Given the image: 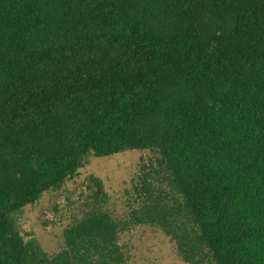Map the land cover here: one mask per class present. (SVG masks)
<instances>
[{
	"label": "trees",
	"instance_id": "obj_1",
	"mask_svg": "<svg viewBox=\"0 0 264 264\" xmlns=\"http://www.w3.org/2000/svg\"><path fill=\"white\" fill-rule=\"evenodd\" d=\"M127 150L156 164L126 220L92 175L61 251L24 239L25 206ZM140 224L188 263L264 264V0H0V264H125Z\"/></svg>",
	"mask_w": 264,
	"mask_h": 264
},
{
	"label": "rangeland",
	"instance_id": "obj_2",
	"mask_svg": "<svg viewBox=\"0 0 264 264\" xmlns=\"http://www.w3.org/2000/svg\"><path fill=\"white\" fill-rule=\"evenodd\" d=\"M151 163L156 164V159L149 150L88 157L73 179L66 180L60 189L43 193L35 204L24 207L17 215L20 233L26 241L34 239L48 255L61 251L64 248V228L92 208V175L101 179L107 193L104 210L117 221L126 220L130 211L141 204L142 197L136 186L140 188L139 177L143 171L149 170ZM153 176L156 183L169 191L164 182L161 183L155 174ZM119 243L127 256L125 264H215L207 251L197 256L199 262H186L175 241L159 227L149 224L133 225L120 232Z\"/></svg>",
	"mask_w": 264,
	"mask_h": 264
}]
</instances>
